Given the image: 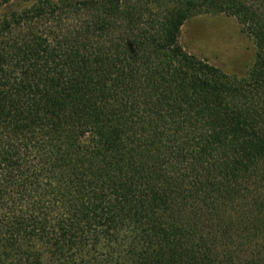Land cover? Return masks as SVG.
Segmentation results:
<instances>
[{"label": "trees", "instance_id": "16d2710c", "mask_svg": "<svg viewBox=\"0 0 264 264\" xmlns=\"http://www.w3.org/2000/svg\"><path fill=\"white\" fill-rule=\"evenodd\" d=\"M0 0V264H264V0ZM255 44L232 75L195 15Z\"/></svg>", "mask_w": 264, "mask_h": 264}, {"label": "rangeland", "instance_id": "374dc122", "mask_svg": "<svg viewBox=\"0 0 264 264\" xmlns=\"http://www.w3.org/2000/svg\"><path fill=\"white\" fill-rule=\"evenodd\" d=\"M35 1L15 0L10 10L28 7ZM180 42L189 52L237 76L247 73L256 55L254 41L238 19L224 13L191 17L182 26Z\"/></svg>", "mask_w": 264, "mask_h": 264}]
</instances>
